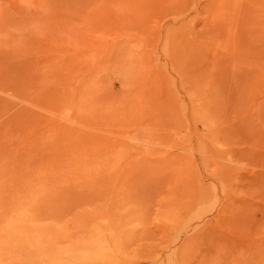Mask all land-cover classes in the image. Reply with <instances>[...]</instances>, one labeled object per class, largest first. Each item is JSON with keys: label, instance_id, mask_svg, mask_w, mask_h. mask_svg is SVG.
<instances>
[{"label": "rangeland", "instance_id": "1", "mask_svg": "<svg viewBox=\"0 0 264 264\" xmlns=\"http://www.w3.org/2000/svg\"><path fill=\"white\" fill-rule=\"evenodd\" d=\"M0 264H264V0H0Z\"/></svg>", "mask_w": 264, "mask_h": 264}]
</instances>
